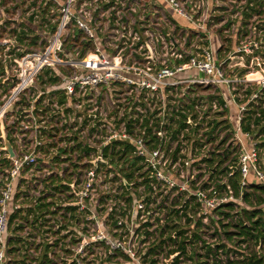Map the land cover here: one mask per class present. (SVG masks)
<instances>
[{
	"label": "built area",
	"instance_id": "built-area-1",
	"mask_svg": "<svg viewBox=\"0 0 264 264\" xmlns=\"http://www.w3.org/2000/svg\"><path fill=\"white\" fill-rule=\"evenodd\" d=\"M32 5L34 52L20 0H0V76L18 81L0 126L19 136L0 147V264L246 259L223 226L264 187V0ZM48 69L62 83L32 85Z\"/></svg>",
	"mask_w": 264,
	"mask_h": 264
},
{
	"label": "trees",
	"instance_id": "trees-1",
	"mask_svg": "<svg viewBox=\"0 0 264 264\" xmlns=\"http://www.w3.org/2000/svg\"><path fill=\"white\" fill-rule=\"evenodd\" d=\"M29 37L26 31L22 32L21 44L30 46L36 45L34 38L28 42ZM28 42V43H27ZM49 76L46 82L41 80L42 84H56L60 80L59 73L55 70L48 69L43 72ZM42 74V75H43ZM41 75V76H42ZM40 76V77H41ZM39 77V78H40ZM233 191L236 195L240 193L241 178L238 173L231 178ZM249 190V188H248ZM244 202L249 208L243 209L237 214H224L225 222L230 218L231 222L223 226L224 232L238 231L237 235L244 242H251L253 247L246 259L238 261L235 264H264V187L253 185L250 191L243 193ZM233 210L234 207L230 206ZM258 248V250H257Z\"/></svg>",
	"mask_w": 264,
	"mask_h": 264
},
{
	"label": "rangeland",
	"instance_id": "rangeland-1",
	"mask_svg": "<svg viewBox=\"0 0 264 264\" xmlns=\"http://www.w3.org/2000/svg\"><path fill=\"white\" fill-rule=\"evenodd\" d=\"M20 6H21V9H22V12H21V21H22V24L24 25V31L27 32L28 36L30 37V39L32 40L34 38V29L37 30L39 27H35V25H33V19L30 18L31 16L33 17V11L34 9L36 8L35 6L32 5V0H20ZM40 21V19H39ZM42 21V20H41ZM40 22H38V25H40ZM37 26V25H36ZM30 40H28L29 42ZM27 42V43H28ZM97 43H98V46L99 48L102 50V51H105V45H103V43H101L100 39L97 38ZM39 44V43H38ZM36 49L35 46H30L28 47L27 45L24 46V50H30L31 52H34ZM220 49V44L219 42L215 39V37L212 38V50L214 53L218 52ZM107 58L109 60H111V57L106 54ZM126 56H129V60L130 61L132 58H140L139 60L137 59L136 62H139L141 63V68H143V66L146 65V62H144L141 57L137 56V54H126ZM62 74L65 76H68L72 73V71L70 69H64V68H61L59 69ZM41 73L38 78L32 83V85H46V84H49V83H46V84H42L41 83V80L43 79L44 82H46L47 79H49V76H45V74ZM187 74L188 73H184L183 75H180L182 78L184 77H187ZM42 75V76H41ZM41 76V77H40ZM193 76H198L197 73H193ZM40 77V78H39ZM179 77V76H178ZM41 79V80H40ZM15 80V75H10V76H0V87H6V86H17V83L18 81H14ZM62 82L59 80L58 83L56 84H61ZM10 90V89H9ZM0 98H1V95H0ZM1 101V100H0ZM233 116H235V111H234V114ZM4 125V124H3ZM6 128V127H5ZM3 126H0V147H3L5 148L7 151H9V148L7 147V144L5 143V141L7 140L9 142V144H11L12 146V149L16 148V145L12 144L11 141H14L16 140V138L18 139L19 136H14V135H11V134H7L6 132V129H5ZM8 136V137H7ZM14 145V147H13ZM10 152V151H9ZM11 155V154H10ZM12 156V155H11ZM201 231V229H200ZM232 231V230H231ZM211 232H209L207 235H210ZM204 238V241H206L207 243L209 242L208 239H206V237H202ZM5 240H7V237L5 236ZM44 247H43V252L42 254H45V242L44 241H40ZM102 251V250H100ZM99 251V252H100Z\"/></svg>",
	"mask_w": 264,
	"mask_h": 264
},
{
	"label": "water",
	"instance_id": "water-1",
	"mask_svg": "<svg viewBox=\"0 0 264 264\" xmlns=\"http://www.w3.org/2000/svg\"><path fill=\"white\" fill-rule=\"evenodd\" d=\"M7 21V19L5 18L4 22ZM5 143L7 144V147L9 148L10 154L13 155V149L11 144H9V142L6 140ZM128 185V184H127Z\"/></svg>",
	"mask_w": 264,
	"mask_h": 264
}]
</instances>
